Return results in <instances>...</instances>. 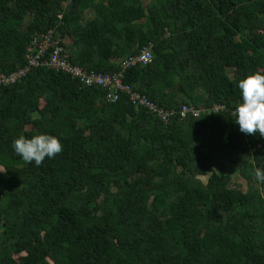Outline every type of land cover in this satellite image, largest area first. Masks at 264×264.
Segmentation results:
<instances>
[{
    "label": "trees",
    "instance_id": "16d2710c",
    "mask_svg": "<svg viewBox=\"0 0 264 264\" xmlns=\"http://www.w3.org/2000/svg\"><path fill=\"white\" fill-rule=\"evenodd\" d=\"M50 28L99 73L152 42L126 83L166 109H224L163 122L46 68L0 87V264H264V137L231 116L238 81L264 72V0H0L1 71ZM38 133L63 144L39 167L11 147Z\"/></svg>",
    "mask_w": 264,
    "mask_h": 264
},
{
    "label": "built area",
    "instance_id": "2783aa9c",
    "mask_svg": "<svg viewBox=\"0 0 264 264\" xmlns=\"http://www.w3.org/2000/svg\"><path fill=\"white\" fill-rule=\"evenodd\" d=\"M65 43L66 40L61 38L55 28L48 29L41 36L33 37L35 49L25 55V63L21 67L9 73H4L0 69V87L19 82L35 69L46 68L65 73L85 86L101 87L105 90L104 99L107 103L114 104L122 95L126 96L134 107L146 109L163 122H168L172 117L178 116L181 119L188 116L198 117L205 113H215L224 109L222 105H214L211 108H196L189 104H182L177 110L166 109L126 83L124 81L126 69L138 64L147 65L152 61V42L144 45L136 54L123 59L120 62V71L113 74L99 73L73 64L69 60Z\"/></svg>",
    "mask_w": 264,
    "mask_h": 264
},
{
    "label": "clouds",
    "instance_id": "9594fccd",
    "mask_svg": "<svg viewBox=\"0 0 264 264\" xmlns=\"http://www.w3.org/2000/svg\"><path fill=\"white\" fill-rule=\"evenodd\" d=\"M240 103L235 105L231 116L239 131L246 135L264 137V72L253 71L238 81ZM13 152L26 163L39 167L45 159H53L63 150L61 139L48 133L31 137L23 135L13 139ZM254 180L264 184V168L257 167Z\"/></svg>",
    "mask_w": 264,
    "mask_h": 264
},
{
    "label": "rangeland",
    "instance_id": "374dc122",
    "mask_svg": "<svg viewBox=\"0 0 264 264\" xmlns=\"http://www.w3.org/2000/svg\"><path fill=\"white\" fill-rule=\"evenodd\" d=\"M230 173L233 175V179L238 183V185H242V188H245V181H243V179H241L237 173H234L235 171H233L232 169H229ZM234 181V182H235ZM236 185V183H234Z\"/></svg>",
    "mask_w": 264,
    "mask_h": 264
}]
</instances>
